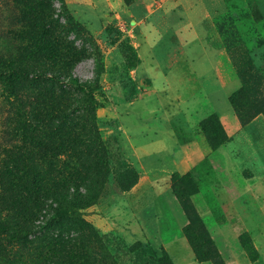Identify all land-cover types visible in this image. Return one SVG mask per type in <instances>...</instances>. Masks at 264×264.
<instances>
[{
	"label": "rangeland",
	"instance_id": "374dc122",
	"mask_svg": "<svg viewBox=\"0 0 264 264\" xmlns=\"http://www.w3.org/2000/svg\"><path fill=\"white\" fill-rule=\"evenodd\" d=\"M33 1L0 0V192L52 186L0 264H264V0Z\"/></svg>",
	"mask_w": 264,
	"mask_h": 264
},
{
	"label": "trees",
	"instance_id": "16d2710c",
	"mask_svg": "<svg viewBox=\"0 0 264 264\" xmlns=\"http://www.w3.org/2000/svg\"><path fill=\"white\" fill-rule=\"evenodd\" d=\"M25 1L28 2L29 0ZM30 3L36 5V2L33 0H31ZM34 9V6L29 7L27 14L29 16H35L36 9L35 11ZM10 73L19 74L23 77H30L31 79H35L37 81L39 80L49 83L54 79V74L48 72L44 67L41 70L38 69L36 64L25 65L23 63H12L10 65ZM67 85L70 88L79 90L81 92H86L89 90L86 83L74 79L67 82ZM24 178L25 177L17 176V174H9L6 176L5 181L8 182L10 188H3V190L0 192V237L4 236L17 243L26 241L29 232L32 230L29 220H31L35 215V209L32 207L31 202L38 201L39 198L44 195V193H48L50 191L47 188H51L52 186L50 181L38 172L26 179ZM18 183L25 185V188H16ZM1 209H4L3 211L9 214V218H5L3 216ZM62 209L63 208L60 206L54 209L57 213L56 218H61L66 215ZM187 236L192 238L190 232L187 234ZM191 243H193V248L196 251V257L198 261L203 262L207 260L206 257H201L196 249V244L192 239ZM203 243L208 247L212 243L205 233L203 236ZM77 258L78 256L76 255L69 261H66L69 262L68 264L75 263ZM215 263L223 264L218 256Z\"/></svg>",
	"mask_w": 264,
	"mask_h": 264
},
{
	"label": "crops",
	"instance_id": "0c3cea01",
	"mask_svg": "<svg viewBox=\"0 0 264 264\" xmlns=\"http://www.w3.org/2000/svg\"><path fill=\"white\" fill-rule=\"evenodd\" d=\"M96 2L95 3H97V6L98 5H105V6H108V4H109V2H108V0H95ZM114 3H119V0H112ZM145 1V0H144ZM94 2V1H93ZM137 8H142V6H140L139 4H134L133 5V9L134 10H136ZM143 9V8H142ZM260 121H255V122H253L251 125H249L248 127H246V128H244V129H242V130H247V129H251V128H253V129H257V128H261V130H262V134H264V125L261 123H259ZM241 130V131H242ZM240 132V131H239ZM231 144H232V142H231ZM262 146H263V150H264V140L262 141ZM261 159H262V161H263V163H264V153H263V151H262V154H261ZM241 161L243 162V163H245V162H247V161H250V160H245V159H243L242 157H241ZM251 162V164H253V165H255V163L254 162H252V161H250ZM256 166V165H255ZM264 169V168H263ZM263 169H256V171L257 170H260V171H263Z\"/></svg>",
	"mask_w": 264,
	"mask_h": 264
}]
</instances>
